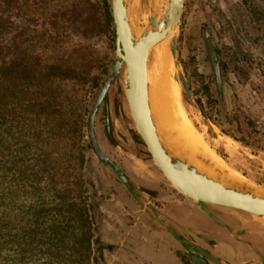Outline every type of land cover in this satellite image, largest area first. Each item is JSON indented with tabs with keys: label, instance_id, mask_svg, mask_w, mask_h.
I'll use <instances>...</instances> for the list:
<instances>
[{
	"label": "rangeland",
	"instance_id": "obj_1",
	"mask_svg": "<svg viewBox=\"0 0 264 264\" xmlns=\"http://www.w3.org/2000/svg\"><path fill=\"white\" fill-rule=\"evenodd\" d=\"M154 1L159 20L169 0ZM127 13L136 35H140L149 22L148 0H127ZM207 41L213 45L219 62L220 96L206 53ZM67 44L62 58L89 59L90 70L97 78V85H86L81 101L84 112L112 68L114 30L111 33L109 28L89 35L77 33ZM164 45L148 51L150 82L151 72L157 66L158 71L166 61ZM176 54L186 81L207 114L204 117L193 99L187 97L173 68L172 77L178 88L176 100L195 142L200 148L207 147L214 152L230 174L243 183L264 185V0H185ZM124 72L122 67L119 77L107 90L106 102H100L95 112L94 131L100 147L132 179L142 200H128L124 186L92 152L84 126L86 199L91 204L94 234L99 238L98 242H92V262L191 264L190 255L194 252L176 241L154 214L155 210L160 213L172 210L169 214H176L172 215V221L180 220V212L189 208L186 203H192L191 199L172 187L136 132L125 104ZM104 102L112 140L105 134ZM199 162L196 161L198 166L203 167V160ZM234 177L225 179L235 181ZM144 201L147 209L143 207ZM191 221L202 228L213 227L214 223L201 211H196ZM192 238L201 241L198 236ZM204 245L207 248L205 241ZM261 248L264 252V244Z\"/></svg>",
	"mask_w": 264,
	"mask_h": 264
},
{
	"label": "trees",
	"instance_id": "obj_2",
	"mask_svg": "<svg viewBox=\"0 0 264 264\" xmlns=\"http://www.w3.org/2000/svg\"><path fill=\"white\" fill-rule=\"evenodd\" d=\"M109 28L110 0H0V264H93L81 101L98 83L61 53Z\"/></svg>",
	"mask_w": 264,
	"mask_h": 264
},
{
	"label": "water",
	"instance_id": "obj_3",
	"mask_svg": "<svg viewBox=\"0 0 264 264\" xmlns=\"http://www.w3.org/2000/svg\"><path fill=\"white\" fill-rule=\"evenodd\" d=\"M184 1L169 0L167 7L168 18L166 21L164 18L158 21V26L164 27L161 30H155L152 27L149 28L155 15L151 0H148L149 22L136 38V31L133 29L127 13V0H110L112 22L114 25L115 44L113 52L115 59L110 72L102 81L98 93L89 107L86 132L90 147L98 160L107 162L118 178L123 183L127 182L125 176L110 161L107 154L99 146L94 131L95 112L100 102L103 100L106 102L105 96L108 88L116 81L122 67H124V95L128 113H130L135 130L145 144L153 162L166 175L173 185L172 187L183 196L196 201L217 223H221V221L209 210L208 204L222 205L232 210L242 211L264 222V185L255 183L246 184L241 180L229 181L199 167L196 160L190 158L189 155L182 152L176 144L170 141L171 138L167 131L165 133L160 132L158 121L150 111L149 105L151 102L147 79L148 51L151 49V46L169 34L170 38L164 42L167 60L164 70H173L175 68L179 83L183 87L185 94L189 99H193L199 112L207 118V114L202 107V102L195 96L192 88H190L186 81L176 54L177 36ZM212 46L211 42L207 41L205 48L211 60L216 84L220 88L219 62ZM105 102L106 130L110 140H112ZM157 214L161 225L166 228V231L176 241L188 250L195 251L190 255L191 264H209V262L223 264L222 261L197 242L178 236L165 222L162 214L159 212ZM255 264H264V261Z\"/></svg>",
	"mask_w": 264,
	"mask_h": 264
},
{
	"label": "crops",
	"instance_id": "obj_4",
	"mask_svg": "<svg viewBox=\"0 0 264 264\" xmlns=\"http://www.w3.org/2000/svg\"><path fill=\"white\" fill-rule=\"evenodd\" d=\"M191 202L186 203L189 205L188 209L180 212V216H178L181 218L180 220L174 218L172 221V215L174 217L176 215L169 214L172 213V210H169V213L165 211L161 213L165 222L178 236L192 241H195L192 238L193 235L198 236L201 241L196 240L195 242L206 248L205 241L206 249L226 264H255L264 260V252L261 248L264 244V222L241 211L232 210L222 205L209 204V210L221 221V223H217L196 201L191 200ZM196 211L204 212L214 222L213 227L202 228L194 224L191 221V216ZM173 222L176 224L174 225ZM210 240H213L212 244L209 243ZM256 251H260L263 258L257 255Z\"/></svg>",
	"mask_w": 264,
	"mask_h": 264
},
{
	"label": "bare ground",
	"instance_id": "obj_5",
	"mask_svg": "<svg viewBox=\"0 0 264 264\" xmlns=\"http://www.w3.org/2000/svg\"><path fill=\"white\" fill-rule=\"evenodd\" d=\"M151 3L153 5L155 17H153L149 28L152 27L155 30H161L164 26H158L159 20L158 14L155 11V1L151 0ZM161 18H164L165 21L168 18L167 8L160 19ZM137 36L139 35H136V38ZM169 38L170 37L168 34L163 39L151 46V49L149 50L152 52L157 47H162V44H165L164 42L168 41ZM166 63L167 60L163 63V66H160L158 71L157 66L155 71L151 72V82L149 81V65L147 67V79L149 83L148 92L151 102L149 106L150 111L158 121V128L160 132L165 133V131H167L171 138L170 141L173 144H176L178 149L189 155V157L192 156L198 162L203 160V167L208 172L214 173L215 175L224 178H233L234 176L230 174L228 168L222 161L219 160L214 152L209 150L207 147H199L188 127L185 125V119L183 116L184 114L182 112L183 110L180 107V102L176 100L178 88L172 77V70H164V68H166ZM234 178H236L234 179L235 181H239L237 177Z\"/></svg>",
	"mask_w": 264,
	"mask_h": 264
},
{
	"label": "flooded vegetation",
	"instance_id": "obj_6",
	"mask_svg": "<svg viewBox=\"0 0 264 264\" xmlns=\"http://www.w3.org/2000/svg\"><path fill=\"white\" fill-rule=\"evenodd\" d=\"M106 116V115H105ZM109 122H110V119H109ZM110 133H111V136H112V130H111V124H110ZM105 134L108 136V134H107V130H106V117H105ZM109 137V136H108ZM100 146V145H99ZM102 149V148H101ZM103 150V149H102ZM104 151V150H103ZM105 152V151H104ZM106 153V152H105ZM107 154V153H106ZM135 155V157L137 156L136 154H134ZM107 156H108V154H107ZM109 157V156H108ZM139 157V156H138ZM109 159H110V157H109ZM98 160V159H97ZM100 163H102L103 165H106L107 167H108V169H109V171H111V173L118 179V181L124 186V188L126 189V191H127V193H128V200L129 201H133V202H136V200H142L141 198H139V196H137V192H138V190H136V187H135V185L132 183V179L127 175V173L125 172V171H123L122 169H120V167L119 166H117L113 161H112V159H110V161H112L116 166H117V168H118V170L125 176V178H126V180H127V182L126 183H123L119 178H118V176H117V174L114 172V171H112L111 170V168L109 167V165H108V163L107 162H105V161H100V160H98ZM144 190H145V188H144ZM140 191V190H139ZM141 191H143V189H141ZM138 197V198H137ZM189 198V197H188ZM191 199V198H190ZM192 201H193V199H191ZM143 203V207L145 208V209H147L148 208V204L144 201V202H142ZM210 206V205H209ZM157 212L158 211H154V214H155V216H156V218H159L158 217V214H157ZM160 213V212H159ZM169 225V224H168ZM170 227V226H169ZM192 241V240H191ZM206 249V248H205ZM207 250V249H206ZM257 250V249H256ZM209 251V250H208ZM254 251H255V248H254ZM195 252V251H194ZM256 254L257 255H260L261 257H262V255H261V252L260 251H256ZM263 258V257H262ZM219 259V258H218ZM220 260V259H219ZM221 261V260H220ZM264 260H262V262H263Z\"/></svg>",
	"mask_w": 264,
	"mask_h": 264
}]
</instances>
